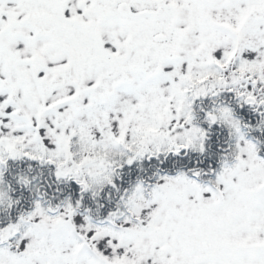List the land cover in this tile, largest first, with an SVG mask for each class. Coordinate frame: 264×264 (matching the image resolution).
<instances>
[{
	"label": "snow or ice",
	"instance_id": "6c2138e0",
	"mask_svg": "<svg viewBox=\"0 0 264 264\" xmlns=\"http://www.w3.org/2000/svg\"><path fill=\"white\" fill-rule=\"evenodd\" d=\"M0 264H264V0H0Z\"/></svg>",
	"mask_w": 264,
	"mask_h": 264
}]
</instances>
